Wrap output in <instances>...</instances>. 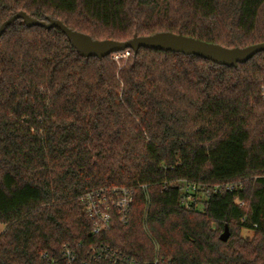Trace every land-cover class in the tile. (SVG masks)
Listing matches in <instances>:
<instances>
[{
  "label": "trees",
  "instance_id": "1",
  "mask_svg": "<svg viewBox=\"0 0 264 264\" xmlns=\"http://www.w3.org/2000/svg\"><path fill=\"white\" fill-rule=\"evenodd\" d=\"M19 12L91 41L264 43V0H0V26ZM129 53L83 57L58 29L22 20L0 36V264H63L64 247L93 246L141 262L264 264V52L236 68ZM179 182L200 187L191 209ZM113 187L132 190L129 217L93 236L81 199Z\"/></svg>",
  "mask_w": 264,
  "mask_h": 264
},
{
  "label": "water",
  "instance_id": "2",
  "mask_svg": "<svg viewBox=\"0 0 264 264\" xmlns=\"http://www.w3.org/2000/svg\"><path fill=\"white\" fill-rule=\"evenodd\" d=\"M17 20H22L28 28L40 27L45 30L58 29L83 57L103 58L126 51H131L136 55L140 49H147L184 56H194L217 66L236 68L239 64L248 62L258 53L264 52V43L252 45L244 49H227L216 44L173 33H157L148 37L134 36L126 42L109 40L91 41L72 32L60 21L50 20L48 22H41L29 17L23 12L15 14L0 26V36L7 27ZM219 239L222 242H226L229 239L228 228L224 229Z\"/></svg>",
  "mask_w": 264,
  "mask_h": 264
},
{
  "label": "built area",
  "instance_id": "3",
  "mask_svg": "<svg viewBox=\"0 0 264 264\" xmlns=\"http://www.w3.org/2000/svg\"><path fill=\"white\" fill-rule=\"evenodd\" d=\"M181 192L183 206L191 209V204L196 200L200 187L186 182L177 183ZM225 191L233 189L232 186H223ZM221 187L213 188L215 194L221 192ZM81 203L83 211L90 222L93 236L108 233L112 230L114 221L125 223L129 217L133 203V192L126 188H106L86 193ZM256 227V226H254ZM81 248V246H78ZM155 250L158 248L155 246ZM45 258V256H43ZM63 264H171L164 259L154 261H143L135 259L127 254L112 250L107 246H93L84 255H79L70 247H64L62 252Z\"/></svg>",
  "mask_w": 264,
  "mask_h": 264
},
{
  "label": "rangeland",
  "instance_id": "4",
  "mask_svg": "<svg viewBox=\"0 0 264 264\" xmlns=\"http://www.w3.org/2000/svg\"><path fill=\"white\" fill-rule=\"evenodd\" d=\"M129 55H130L129 51H126V52H123L121 54L113 56V59L116 60V61L121 60V59L126 60V59L129 58ZM4 229H5V227L0 224V235L4 231ZM242 235L243 236H251V233H249L247 231H244V232H242Z\"/></svg>",
  "mask_w": 264,
  "mask_h": 264
}]
</instances>
